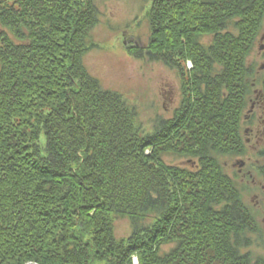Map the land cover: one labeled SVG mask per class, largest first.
<instances>
[{
  "label": "trees",
  "instance_id": "1",
  "mask_svg": "<svg viewBox=\"0 0 264 264\" xmlns=\"http://www.w3.org/2000/svg\"><path fill=\"white\" fill-rule=\"evenodd\" d=\"M146 1V52L180 70L183 92L148 135L84 64L96 0H0V264H264V201L247 202L223 162L246 154L264 90V0ZM259 175L264 186V161Z\"/></svg>",
  "mask_w": 264,
  "mask_h": 264
},
{
  "label": "rangeland",
  "instance_id": "2",
  "mask_svg": "<svg viewBox=\"0 0 264 264\" xmlns=\"http://www.w3.org/2000/svg\"><path fill=\"white\" fill-rule=\"evenodd\" d=\"M96 3L100 12V21L92 31V44L84 57V64L90 73L100 80L104 88L117 91L128 104L137 108L138 122L143 134H153L162 126L164 120L174 117L181 105L183 92L180 70L164 65L146 52L150 34L147 12L151 2L96 0ZM210 40V37L203 39L205 43ZM263 43L264 38L258 41L252 61L260 63L263 60L259 54L262 52L260 47ZM129 46L138 48V56L129 52ZM189 65L191 67L190 62ZM255 88L261 89V84L259 83ZM246 126L247 124L244 123V130ZM255 154L256 151H252L251 159L248 160L245 156H238L224 159L223 162L231 176L237 178L242 185L250 187L246 201L259 210L264 201V193L261 191L262 179L258 166L264 161V153ZM164 160L167 164L190 169L195 167V162L185 158L165 155ZM253 164L257 166L255 170ZM248 169L253 170L255 181L243 177L244 171ZM132 230L133 225L129 219L117 220L116 234L119 238L129 237ZM171 247V244H164L162 250L168 251ZM252 249L256 255L264 256V231L254 236ZM137 262L136 259V264Z\"/></svg>",
  "mask_w": 264,
  "mask_h": 264
},
{
  "label": "flooded vegetation",
  "instance_id": "3",
  "mask_svg": "<svg viewBox=\"0 0 264 264\" xmlns=\"http://www.w3.org/2000/svg\"><path fill=\"white\" fill-rule=\"evenodd\" d=\"M264 38V37H263ZM262 40V39H261ZM263 48L262 52H259L260 58L263 60L259 63V68L262 70V75L264 74V43L261 44ZM245 124H247L244 133L247 134L245 141L247 143L246 154L244 155L246 159H251V152L256 151L255 155H259L264 153V90L254 89V95L251 98V109L249 115L246 117ZM263 148L261 149V147ZM253 149V150H252ZM244 157V158H245ZM254 170L257 168L255 164H253ZM260 166H258V169ZM243 173V172H242ZM243 177H248L251 181H255L253 178V170L248 169L244 171ZM261 187H264L261 184Z\"/></svg>",
  "mask_w": 264,
  "mask_h": 264
},
{
  "label": "water",
  "instance_id": "4",
  "mask_svg": "<svg viewBox=\"0 0 264 264\" xmlns=\"http://www.w3.org/2000/svg\"><path fill=\"white\" fill-rule=\"evenodd\" d=\"M260 48L262 49V48H263V46H261ZM262 68H264V66H262ZM242 165H243V163H242Z\"/></svg>",
  "mask_w": 264,
  "mask_h": 264
}]
</instances>
